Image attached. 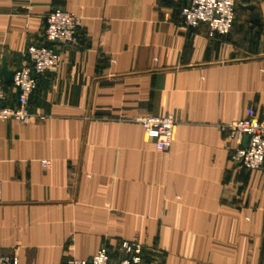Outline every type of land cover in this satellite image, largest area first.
<instances>
[{
	"label": "crops",
	"instance_id": "1",
	"mask_svg": "<svg viewBox=\"0 0 264 264\" xmlns=\"http://www.w3.org/2000/svg\"><path fill=\"white\" fill-rule=\"evenodd\" d=\"M190 3L0 0V70L32 45L61 60L29 101L47 120L0 122V255L66 264L106 247L120 262L137 242L144 264H264V169L235 163L221 130L264 118V0H236L253 8L213 37L184 25ZM55 9L82 18L77 45L46 42ZM145 116L176 121L169 152Z\"/></svg>",
	"mask_w": 264,
	"mask_h": 264
},
{
	"label": "built area",
	"instance_id": "2",
	"mask_svg": "<svg viewBox=\"0 0 264 264\" xmlns=\"http://www.w3.org/2000/svg\"><path fill=\"white\" fill-rule=\"evenodd\" d=\"M181 19L185 26L197 28L204 24L209 36L228 35L235 22L236 0H191L188 7L182 9ZM82 18L73 13L55 9L46 17L45 40L48 43L59 42L66 46L77 45L80 41ZM26 64L15 70L11 79L17 95L14 104H7L5 82L0 75V122L16 121L27 124L32 121L44 122L48 116L40 111H30L29 101L38 87V78L56 73L61 64L59 55L51 46H29L23 52ZM146 133H156L155 150L169 152L176 133L177 123L169 116H145L136 119ZM221 130L236 139L233 160L248 171L264 169V118H250L222 125ZM248 138L245 144L244 140ZM44 169L51 162L41 161ZM1 192V183H0ZM123 250L128 257L113 262L106 247L89 260L69 259L66 264H144V250L137 242H124ZM0 264H19L16 257L0 255Z\"/></svg>",
	"mask_w": 264,
	"mask_h": 264
},
{
	"label": "water",
	"instance_id": "3",
	"mask_svg": "<svg viewBox=\"0 0 264 264\" xmlns=\"http://www.w3.org/2000/svg\"><path fill=\"white\" fill-rule=\"evenodd\" d=\"M236 7L240 8V9H243V10L252 9L253 8L251 6L244 7L240 3H236ZM0 75L2 76V78H3L5 83H10L11 82V79H12V76H13V72L8 69L6 58L2 59V68L0 70ZM244 142L246 144L248 142V138H245Z\"/></svg>",
	"mask_w": 264,
	"mask_h": 264
}]
</instances>
